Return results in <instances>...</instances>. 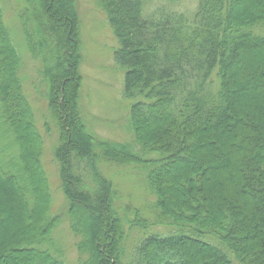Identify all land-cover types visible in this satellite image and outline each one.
<instances>
[{"label": "trees", "instance_id": "16d2710c", "mask_svg": "<svg viewBox=\"0 0 264 264\" xmlns=\"http://www.w3.org/2000/svg\"><path fill=\"white\" fill-rule=\"evenodd\" d=\"M94 1L118 43L133 143L88 129L79 0H16L15 22L0 0V264H67L49 120L78 264H264V0H198L189 16ZM103 161L145 168L166 233L119 212ZM130 230L145 232L131 246Z\"/></svg>", "mask_w": 264, "mask_h": 264}, {"label": "rangeland", "instance_id": "374dc122", "mask_svg": "<svg viewBox=\"0 0 264 264\" xmlns=\"http://www.w3.org/2000/svg\"><path fill=\"white\" fill-rule=\"evenodd\" d=\"M15 1L2 0L5 12L13 22H15ZM197 4L198 0H151L150 7H152L150 9L162 5L189 16L197 8ZM79 10L85 28L82 24L84 86L81 105L88 129L91 133L94 132L106 140L133 143L129 130L131 129L130 109L133 102L124 97V72L116 64L114 58L118 48L117 40L104 13L94 0H79ZM18 47L22 55L23 52L19 44ZM24 72L28 85H31L35 75L32 61L28 60L25 63ZM45 104L42 103V110H45ZM39 112L44 114V112ZM39 123L46 134V150L43 161L54 193L53 212L61 218L54 237L65 250L66 263L78 264L79 254L75 248V238L69 229L67 204L61 191L59 167L54 157V146L57 143L55 125L51 120L47 122L49 125V134H47L46 128L43 127L44 122L40 121ZM108 163V161H103L99 164L103 174L113 182L118 191V201L115 205H117L119 212L125 214L128 208L130 212L126 211V213L132 215V211L139 209L145 218L154 223L155 226L152 231L166 233V228L158 223L157 215L152 206L153 198L147 190L145 168L143 166ZM81 167H83L82 173L88 177L87 173L90 171V166L81 165ZM89 183L88 187L90 188ZM144 233L141 230H130L129 245L131 246Z\"/></svg>", "mask_w": 264, "mask_h": 264}]
</instances>
